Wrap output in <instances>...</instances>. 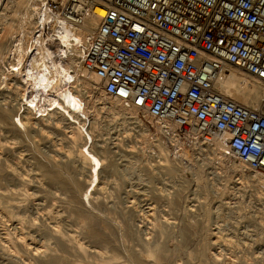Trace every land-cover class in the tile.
Listing matches in <instances>:
<instances>
[{
    "label": "bare ground",
    "instance_id": "bare-ground-1",
    "mask_svg": "<svg viewBox=\"0 0 264 264\" xmlns=\"http://www.w3.org/2000/svg\"><path fill=\"white\" fill-rule=\"evenodd\" d=\"M42 1L43 0H5V3H3V9H1L0 11L1 12L0 27L2 28V29L0 28L1 29L0 32L1 33L0 34V131L3 134V136L1 134L2 138L0 137V259L2 258L4 261L12 264H163L162 262L164 261H166V263L171 264L172 261L175 262L179 261L180 260L178 259L179 256H181L182 252L185 250V248L183 247L187 242L189 236L188 232L190 230L189 228L191 227L190 223L185 224L183 227L181 224V226L178 227L177 230L175 231L176 227L172 229L171 228L172 224L168 222L167 218H164L163 220L164 222H166L165 225H170L168 228L165 227L164 224H162L159 221L152 223L151 228H152V232L155 230L156 233L155 238L153 239L151 237L152 234L150 235L149 232H145L142 235L144 237L143 239H141L142 236L140 238L138 236L139 242H136L137 243L136 244L131 238V232H130L131 226L128 229V227L126 226L127 224L124 225L123 223L119 222L118 224H116V229H118L117 232L119 231L118 235H120L121 233L120 235L121 238L122 237L125 238L123 241L125 243L123 245L122 244L120 245L125 246L127 242L130 244H128L122 250L120 249L121 251H118L116 250L114 245H112V242L110 241L111 239L109 240L107 237L104 236V232H101V230L94 227L91 219L92 214L84 215V212L80 210V207L85 205L83 204L84 202L90 205V198L93 193H98V192L100 193V191H103L105 189L103 185L104 183L103 184L100 183V171L103 167L106 166L105 163L106 157L98 154L93 147L94 143L97 142L96 144H98L99 141H102V144H100L99 147H104L105 145L104 144L105 139L97 140V138L103 136L102 134L103 130L99 127L97 121V117H98L97 105L102 104L100 107H102V110L105 111L106 114H108L112 119L115 118V120H117L116 118L117 117L119 118L117 121L120 122H118V125L116 124L117 125L116 127L122 128L123 132L127 133V131H129L130 129L129 127L130 124H134L133 125L134 128H138L137 130L138 134L135 133L136 135H133L134 138L135 136L136 137L138 136L139 139L143 140V142L144 141L146 142L149 141L148 136H150V134L148 133L147 131L148 129L145 123L143 122V120H141L137 116L136 110L125 106L118 99L112 98L104 93L103 81L101 78L102 77L101 69L86 71L78 63L76 59H72V58H69L66 65H63L52 54L49 48L46 45H44V38L46 34L44 33V31H42L39 28V20H38L39 12H37V7H36V5ZM95 15L96 16H93L90 19H88L83 26L77 27L74 30L65 32L64 34L59 36V41L64 46H70L73 49V51H75L77 44L81 43L84 37L86 36V34L90 32L92 29H94V27H96V25L98 24L97 16L99 17L103 15L102 10L96 8ZM214 87L218 93L230 99L234 103H237L244 107L257 110L261 105L262 90L260 89V87L257 86L250 79L249 76L244 74L240 69L235 68L233 66H225L223 68ZM11 90L15 92L16 99L12 100L11 96L8 94V92ZM94 94H95V98H94ZM93 98H94L93 103L91 106H89V101H91ZM13 101L14 103H12ZM90 109L92 110L90 111ZM90 112H92L91 121H89L88 119V115ZM144 118L145 120L148 121V123L154 124V128L156 130H162L166 128L165 130L168 133V137L170 138L171 141L174 140L172 124L167 123V121L155 122L148 115H144ZM28 128L35 129L36 131L40 133H44L48 136L53 135L55 137H58L59 135H62L63 136L62 139H65L66 140L65 142L69 146V149H67L65 153H67L68 156L69 155H72L71 157L74 156L75 159H77L82 164H85L87 166V174H88L89 182H88V187L84 190L82 194L81 200L76 201L75 198L72 197L70 201L65 200V202L68 203L66 209L69 213L70 219H72L73 221L75 220L77 222H80L81 227L86 229L87 237H89L95 242V243L92 242V244H94L93 246L86 245L87 247H89L87 248L84 244L86 241L85 242L83 241L84 243L81 242L84 238L83 239L78 238L80 237L77 234L79 232L76 233L78 235L77 236L74 235V233L72 234L70 230H68L67 227L70 226H67L66 229L64 227L66 224H64L63 222L60 223L61 217H63L61 216L62 214L59 215L60 220H58L57 217L58 212L56 211L47 212L44 216L48 217L47 219L48 221H44V222H40V218H44V217H40L39 215H37L40 217L38 221L36 218L32 217L33 215L31 216L32 218H30V216L27 217V213L25 214V210L24 213L23 210H21L22 213L20 211H15V209H17L19 205L21 206L20 202L22 201H20V199L22 198V196H24V198L26 199L27 197L29 196L31 197V195H33L34 191L33 192L29 191V187H30L29 184L30 181L32 180L26 179L24 175L25 172L19 170L20 168H18L16 164L19 161H17L16 163H14L15 161L12 162V157H9V155L11 154L10 150H9L10 154H4V152L2 151L5 146L8 147L10 145L13 146L16 144L15 142L12 143L11 141H8V136L20 137V133L22 132L24 135V133ZM26 137L24 136V138ZM152 137H150V140ZM168 137L166 141H168ZM53 143L55 144L54 146L56 147V141H54V139H53ZM163 143L164 142L157 145L158 146L157 152L159 153L157 158H159L160 156V158H163V160L166 161L167 163L168 162L172 163V161L174 160L173 159L174 155L178 156L177 157L178 160L181 159L180 157H183L184 159L186 158L187 159L186 162L188 160H191L190 157H188L187 152L182 148V146H179L178 147L179 150L177 151V154L170 155L172 156L173 160L171 159L172 161H169L167 159L168 157L167 155L168 152L171 150L168 151L166 150L167 151L166 152L164 150L165 148L163 147ZM152 146L155 147L154 145ZM130 148L133 149L132 146ZM151 150L152 149H150V151ZM11 151L13 150L11 149ZM194 152L200 155L202 153L204 157L210 155V153L216 156L217 163L216 165L213 166L214 168L213 175L217 177L218 175L222 176L221 174L222 171L226 169H232L235 172L240 173V175L238 174L239 176L238 181L240 180L239 182L240 184L242 182L243 184L244 183L246 184L251 183L252 185L254 184L256 188L257 187L261 188L259 189L261 190V192H259L260 194H262L261 197L264 195V173L259 171H251L253 173L246 174L245 173L246 167L231 155L225 142H223L220 138L216 137L213 140V142L208 146H203V147L198 146V148H196ZM16 154L14 153V155ZM198 156L199 155H197V157ZM199 157H203V156H199ZM129 162H130V164H128L129 166H131L132 164L134 165V163H132L131 161ZM179 164L181 165L182 163H180L179 161ZM18 165L21 166L20 164ZM124 167H125L124 169L122 168L123 173H121L123 174V177L128 178L136 174L135 173L136 171L133 170V168L126 167V165ZM177 167H178L177 169L179 170V165ZM193 167H195L194 163H193ZM171 169H173V167H171ZM139 176L141 175H138V177ZM46 177L47 176H45L46 181H44L46 187H52V186H54L55 188L63 187L71 191V187L68 184L67 180L60 178L58 176H53L49 178ZM39 183L37 184L39 185ZM41 184L40 185L45 188L44 183ZM55 193H51V194L54 195ZM16 196L18 199L20 198L18 196H21V198L19 199L20 201L19 203L18 201H16L18 200L17 198H15ZM258 200L260 201V199ZM24 204L23 207L25 206ZM237 204H239V206L241 205L239 202ZM31 206H33V204ZM34 206L37 205L34 204ZM189 207L190 206H188V209ZM244 207L243 209H245L244 211H246V208ZM39 209L41 210V208ZM190 209L187 211H190ZM235 209H237V205ZM149 211H151L150 207H149ZM252 211L253 209L251 210L250 213H252ZM30 212H28L29 215ZM206 212L208 213L209 211ZM247 212L245 213L247 214ZM60 213L61 211L59 212V214ZM142 213L144 214V212ZM233 213H235V211H233ZM41 214L43 216V213ZM151 214H153V212ZM108 215L110 214L108 213ZM145 216L147 217V215ZM110 217L108 218L110 219ZM150 218L154 219L153 217H151V215ZM213 219L215 220L216 218ZM260 219L262 220L263 218H261L260 216ZM36 220L40 224H38ZM214 220L212 221V223H215ZM115 221L116 220H114V222ZM103 223L104 222H102V224ZM261 223L263 226H261L260 223L259 225L263 228L264 222ZM67 224L69 223L67 222ZM102 224L100 226H102ZM216 225L214 224V226ZM223 227L224 226H222V228ZM107 228L109 227L107 226ZM218 228H216L217 231ZM220 229L218 231L219 233L222 230ZM74 231L75 230L73 229L72 232ZM217 235L214 234L212 238H218L219 236L216 237ZM243 236L245 237V235H242V237ZM109 237L111 238V236ZM236 237H238V235ZM119 238L120 237L118 236V240ZM229 238L234 239L231 236ZM236 244L234 243V245ZM243 244H245V242ZM208 245H209L208 241L207 243L206 242L202 243L201 248L196 253L197 261L200 262L199 264H219L220 263L219 261H222L224 258L223 257L222 259H220L222 255H220L219 252L221 251L211 252V250L208 248ZM245 245L248 246V244ZM185 251L186 252L188 251L187 248ZM206 251H208V253L210 254L209 260H205L206 258L205 259L201 258L202 256L205 255L204 252ZM186 252L184 253L186 254ZM251 252L252 251H250V253ZM187 254L186 255L188 257H191V252ZM262 254L260 256H262ZM248 257L243 258V260L241 261L242 263H238V261L236 263L249 264L247 262L252 261V259ZM257 257L259 256L257 255ZM262 257H259L257 261H259L262 258L264 263V255ZM228 260H230V258H228ZM4 261H0V262L2 264H5L6 262ZM230 261H232L233 263V260ZM175 264H177V262Z\"/></svg>",
    "mask_w": 264,
    "mask_h": 264
},
{
    "label": "built area",
    "instance_id": "built-area-1",
    "mask_svg": "<svg viewBox=\"0 0 264 264\" xmlns=\"http://www.w3.org/2000/svg\"><path fill=\"white\" fill-rule=\"evenodd\" d=\"M44 45L63 65L76 59L102 70L103 91L178 147L217 137L249 171L264 173V0H43L37 5ZM97 16L75 51L59 36ZM233 66L262 90L253 110L221 95L215 83ZM145 119V118H144Z\"/></svg>",
    "mask_w": 264,
    "mask_h": 264
},
{
    "label": "rangeland",
    "instance_id": "rangeland-1",
    "mask_svg": "<svg viewBox=\"0 0 264 264\" xmlns=\"http://www.w3.org/2000/svg\"><path fill=\"white\" fill-rule=\"evenodd\" d=\"M3 3H5V0L4 1L0 0V5H1L0 11L1 9H3ZM1 29H0V32H1ZM8 94L11 96L12 100L16 99V94L13 90L9 91ZM94 98H95V94H94ZM94 98L91 101H89V106L92 105ZM12 103H14V101ZM101 105L102 104L97 105L98 107L97 121H98L99 127L103 130L102 131L103 136L100 138H97V140L105 139L106 143L104 142L105 144L104 147H99V145L102 144V141H99L98 144H96L97 142H95L93 147L97 151L98 154L106 157L105 159L106 166L103 167L100 171V183L101 184L104 183L103 185L105 189L103 191H100V193L99 192L93 193L94 192L93 191L92 192L93 194L91 195V198H90V205L84 202L83 204L85 205L80 207V210L84 212V215L92 214L91 219H92L94 227L101 230V232H104V236L107 237L109 240L111 239L110 241L112 242V245H114L116 250L121 251L124 247L130 244L127 242L125 246H122L125 243L123 242L125 238L123 237L121 238L120 236L121 233L120 235H118L119 231L117 232L118 229H116V224H118L119 222L123 223L124 225L127 224L126 226L128 227V229L131 226L130 228L131 238L133 239L134 243H136V242H139V238L145 232H149L150 235L152 234L151 237L153 239L155 238L156 233H155V230L152 232V228H151L152 223L159 221L162 224H164L165 227L168 228L170 225H165L166 222H164L163 220L164 218H167L168 222L172 224L171 228L174 229L176 227L175 231L177 230L178 227L181 226V224H182V227L188 223H190V226H191L189 228L190 230L188 232L189 236H188L187 242L185 243L183 247L185 248V250L187 248L188 251L186 252L183 249L184 251L182 252V255L179 256L178 258L180 260L176 261L177 264H181V263L182 264H186V263L187 264H199L200 262L197 261L196 253L201 248L202 243H205V242L207 243V241L209 242L208 248L211 250V252L221 251L219 252L220 255H222L220 259H222L223 257L224 258L222 260L223 262L222 261H219L220 263L218 262L219 264H234V263L237 264L236 263L237 261L238 263H242L241 261L243 260V258L248 257V256H249L248 258L252 259V261L247 262L249 264H257L259 262H260L259 264L263 263L262 256L264 254L262 253H264V227L263 228L261 227L263 226L261 222H264V202H263L264 195L261 197L262 194L259 193L261 192V190H259L261 188H258V187L256 188V186L254 184L252 185L251 183L243 184L242 182L241 183L242 185H241L239 183L240 180L238 181L239 179L238 174L240 175V173L235 172L232 169H226L222 171L221 172L222 176L218 175L217 177L213 175V172H214L213 166L216 165L217 163L216 156H214V154H211V153L210 155L206 157H204L202 153L201 155L197 154L196 152H194V150L198 148V146L194 145L191 147H184L185 148L184 150L187 152V155L188 157H190L191 160H188L186 162L187 159L186 158L184 159L183 157H180L181 159L178 160L177 158L178 156L174 155L176 154L175 151H172L174 150L172 149L173 143L166 141L167 136L166 137L162 136L160 132H158V130L154 128V124L148 123V121L145 120L139 114H137V116L141 120H143V122L145 123L148 129L147 131L150 134V136H148L149 141H146L147 143L145 141L143 142V140L139 139L138 136L137 137L135 136L134 138L133 135L138 134L137 132L138 128H134L133 126L134 124H130L129 127L131 130L129 129V131H127L128 134L126 132H123L122 128L116 127L118 125V122H120V121H117L119 118L117 117L116 118L117 120H115V118L112 119L108 114H106L105 111L102 110V107H100ZM91 110L92 109H90V111ZM91 117H92V112H90L88 115L89 121H91ZM109 118H111L112 120ZM25 133L23 135V133L21 132L20 137L8 136V141H11L12 143L15 142L16 144L13 145L14 147L11 145L10 146L7 145L8 147L5 146L2 151L4 152V154H10L11 152L9 157H12V162L15 161L14 163H16L17 161H19L16 163L18 168H20L19 170L25 173L28 172L27 174L24 173L25 178L28 180H32L30 181V184L28 183L30 185V187L29 185L28 187H29V191H32V192L34 191L33 195H31V197L30 196L27 197L29 200L27 198L25 199L24 196L22 195H21L22 198L21 196H18L21 198L19 199L22 202H20L16 196L15 198L18 199L16 201H18V203L20 202L22 207L18 204L20 208L17 207L15 211H20L22 213L21 210H23V213H24V210H25V214L27 213V217L30 216V218L32 217L36 218L38 221L40 217H44V218H40V222L48 221L47 220L48 217L44 216L47 212L56 211L58 212L57 214L58 220H60L59 215L62 214L61 216L64 217V218L61 217L60 223L63 222L64 224H66L64 226L65 228L67 226H70V227H67L68 230H70L72 234L74 233V235L78 234L80 236L78 237L79 239L84 238L82 241L81 240L80 241L81 242L86 241L85 243L83 242L85 246L86 245L93 246L94 244H92V242L94 241L90 239L89 237H87L86 229L81 227L80 222H77L75 220L73 221L72 219H70L69 213L66 209L67 208L66 206L68 203L65 202V200L70 201L72 197H74L76 201L81 200L82 194L84 190L88 187V182H89L88 174H87V166L85 164H82L77 159H75L74 156L71 157L72 155L68 156L67 153H65L66 150L69 149V146L65 142L66 140L62 139L63 137L62 135H59L58 136L59 138L53 135L48 136L44 133H40L36 131L35 129H29V128L26 130ZM1 134L2 133L0 131V137L2 138L3 134L2 136ZM26 135L27 137L28 136L29 137L27 138ZM24 136L27 139L24 138ZM150 137H152L151 140H150ZM52 138L54 139V141H56V147L54 146L55 144L53 143ZM57 140L58 142L59 141L61 142L58 143ZM148 142H151V143H148ZM162 142H164L163 147L165 148L164 149L165 151L171 150L169 151L170 154L168 152L167 156L169 157L170 155H174L173 157L174 160L172 159V156H170L169 158L167 157L169 161L173 160L172 163L171 162L167 163L166 161L163 160V158H160V156H159L160 159L157 158L159 155V153L157 152L158 151L157 145L161 144ZM152 145H154L155 147H153ZM131 146L133 147V149L130 148ZM6 148H7V151H6ZM11 149L13 151H11ZM150 149H152L151 150L152 152L150 151ZM101 151H104V152H101ZM14 153L15 154L17 153V154L14 155ZM197 155L203 156V157H199V156L197 157ZM129 161L134 163V165L132 164L133 166L132 165L129 166L128 165L130 164ZM179 161L180 163H182L181 164L182 166L179 164ZM193 163L195 167H193ZM18 164H20L21 166H19ZM177 164L179 165V170L177 169L178 168ZM125 165L126 167L133 168V170L136 171L135 172L136 174L134 173L135 174V175L133 174L134 176H131L128 178L123 177V174L121 173H123L122 170L125 168L124 167ZM171 167H173V169H171ZM245 173L249 174L253 172L245 168ZM138 175H141V176L138 177ZM45 176H47L46 178L58 176L60 178L67 180L68 184L71 187V191L63 187L55 188L54 186H52L53 189L52 187H46V184L44 182L46 181ZM37 183H39V185L41 183H44L45 188L41 186L42 184L39 186ZM43 189H44V192H43ZM49 190L50 191L52 190L51 193H55V192L56 193L53 195L50 193ZM257 198L260 199V201ZM238 202L241 204L240 206L239 204H237ZM23 204L25 205L24 206L25 208L23 207ZM32 204L33 206L34 204H36L37 206L39 205L38 207L41 208V210L37 206H34V207L31 206ZM187 205L190 206L189 207V209L191 208L190 211H187L189 210ZM236 205H237V209H235ZM238 206L240 209L238 208ZM30 207L32 210L30 209ZM149 207L151 211H149ZM243 207L246 208V211H244L245 209H243ZM250 208L251 210L253 209L252 213H250L251 212ZM259 209L262 211H260ZM60 211L61 213L59 214ZM206 211H209V212L207 213ZM233 211H235V213H233ZM28 212H30V215ZM142 212H144V214ZM152 212L153 214H151ZM245 212H247V214L249 213L248 214L249 216ZM41 213H43V216ZM108 213L110 215H108ZM240 214L241 215L243 214L244 216L243 215L241 216ZM37 215H39L40 217ZM93 215H94V218H93ZM107 215L108 217L111 216L110 219L107 217ZM145 215H147V217ZM150 215L154 219L150 218ZM260 216L261 218H263L262 220L260 219ZM258 217L261 221L258 219ZM213 218H216V219L214 220ZM169 219L171 220V222ZM114 220H116L115 221L116 223L114 222ZM213 220L215 221V223H212ZM38 221L37 223L40 224ZM66 221L70 225L67 224ZM102 222L104 223L102 224ZM216 223L217 225L220 224L218 225L219 228L217 227ZM259 223L261 224V226L259 225ZM101 224L102 226H100ZM214 224L216 226H214ZM107 226L109 228H107ZM222 226L224 227L222 228ZM244 227H245V230H244ZM70 228L72 230L74 229L76 232L75 231L72 232ZM216 228H218V231L220 228L223 231L220 229L222 232L220 231L219 233ZM248 231L250 234L248 233ZM212 234L213 235L218 234L216 237L218 236L219 237L212 238L213 237ZM132 235H135V236H132ZM237 235L239 238L236 237ZM242 235H245L246 238L244 236L242 237ZM109 236H111V238ZM118 236L120 237L119 240H118ZM230 236L234 239H230L229 238ZM143 238L144 237L142 236L141 239ZM226 238L228 241L226 240ZM243 241L245 242V244H248V246L243 244L244 243ZM234 243L235 244L237 243V244L234 245ZM250 251H252L253 253L252 252L250 253ZM184 252H186V254L191 252V257H188L187 256L188 254L186 255ZM256 252H258L259 254ZM204 254L205 255L202 256L201 258H204V259L206 258L205 260H209L210 254L208 253V251L204 252ZM261 254L262 256H260ZM242 255L245 257H243ZM257 255L259 257H262L259 261H257L259 258L257 257ZM252 256H254L255 258ZM227 257L230 258V260H233V263L232 261L228 260ZM1 259L0 261H4L3 259L2 260ZM164 262L162 263L170 264V263H166V261ZM172 262L171 264L176 263L175 261H172ZM8 263L9 262H6L5 264H8ZM0 264L2 263L0 262ZM9 264H12V263H9Z\"/></svg>",
    "mask_w": 264,
    "mask_h": 264
}]
</instances>
